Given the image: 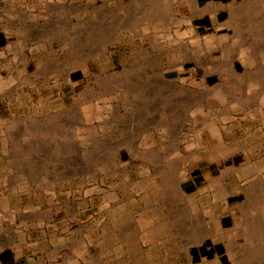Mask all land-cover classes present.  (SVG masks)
Returning a JSON list of instances; mask_svg holds the SVG:
<instances>
[{
	"label": "rangeland",
	"instance_id": "rangeland-1",
	"mask_svg": "<svg viewBox=\"0 0 264 264\" xmlns=\"http://www.w3.org/2000/svg\"><path fill=\"white\" fill-rule=\"evenodd\" d=\"M222 1L189 35L187 0H0V264H26V235L126 239L152 213L182 264H264V0Z\"/></svg>",
	"mask_w": 264,
	"mask_h": 264
},
{
	"label": "crops",
	"instance_id": "crops-1",
	"mask_svg": "<svg viewBox=\"0 0 264 264\" xmlns=\"http://www.w3.org/2000/svg\"><path fill=\"white\" fill-rule=\"evenodd\" d=\"M187 2H189L191 7V14H189L188 17H191V20L194 22L184 24V32L189 35L199 34L201 30L207 28H211L212 30H210V32H212L215 28V22L204 25L203 20L201 23H196L195 20L201 17L219 20V16L223 15L221 12L223 9L219 8L218 5H221L223 1L217 0L216 4H214V9L203 10L201 12H198L194 8V5H192L190 0H187ZM193 2H196L200 8L206 9L213 2V0H193ZM206 4L207 6H205ZM187 14L188 13L181 14V16L185 18L187 17ZM222 136L224 139V135ZM224 151L227 150L224 149ZM257 163L258 166L261 165L264 167V155L258 157ZM222 185L227 190V195L217 201V209L219 215L221 216L223 226H230L231 218L235 217L232 216L235 204H230L228 199H230L235 193L234 190H232L233 188H231L230 182L225 181L224 176ZM210 189L211 188L208 186V193H210ZM100 200H102V198L98 201ZM87 207L88 205L79 208V217L86 213V210L88 209ZM259 211L264 212V208L261 207L258 212ZM53 214L54 213H52L51 218L54 228H58L59 231H62L61 226L64 224L61 223L64 218H60L61 215L59 216L56 213L54 215ZM153 214L154 213L151 214V219L144 226L135 222L137 226H134L136 229H133L135 233L128 236L126 239L111 236L110 238H104L97 243L95 240L90 241L87 237L80 235H66L59 233L45 235L40 232L26 235L24 242L30 246L28 257H26V264H182V255L184 253H187L189 259L197 257V255L194 256V254H190L188 251L184 252L181 249V245L179 246L178 243H175L178 241L183 242V238L178 239L175 237V242L172 238H168V234L166 233L167 224L165 222L152 226L151 224L155 218L153 217ZM174 225L175 224L171 222V227ZM179 228L181 230V226ZM136 231L139 233L137 234ZM161 236L166 239L162 241ZM214 236H208L206 240L203 238L198 240V242L218 241L217 243H225L228 240V243H230L228 238L227 240H214ZM200 250L205 256L210 254L212 257H216V255H213L209 249L206 250L204 248L203 243L200 245ZM179 253H182V255ZM217 256H219V258H224V260H226L225 262H227L226 264H231L232 259H236L235 254L229 250H224L223 252L218 253ZM209 258L210 257H208V260L214 262L213 259ZM256 259H258V257H256ZM186 264L190 263L186 262ZM196 264L207 263L197 262ZM214 264L216 263L214 262Z\"/></svg>",
	"mask_w": 264,
	"mask_h": 264
},
{
	"label": "bare ground",
	"instance_id": "bare-ground-1",
	"mask_svg": "<svg viewBox=\"0 0 264 264\" xmlns=\"http://www.w3.org/2000/svg\"><path fill=\"white\" fill-rule=\"evenodd\" d=\"M195 6V5H194ZM196 7V6H195ZM210 8H211V10L213 9V7L212 6H210ZM207 10V9H206ZM235 16V15H234ZM234 16L232 17V20H233V18H234ZM239 15H237V17H238ZM241 21H242V19H240ZM239 23V22H238ZM181 35V34H180ZM173 38V36L170 34L169 35V39H170V41H171V39ZM111 39V38H110ZM110 39H108V40H110ZM121 39V37L118 35V33H116V34H114V36H113V39L112 40H114V41H119ZM107 42V41H106ZM246 44V43H245ZM107 47H108V44L107 45H104V47L102 48L103 50H106L107 49ZM103 50H102V52H103ZM248 50V49H247ZM248 52V51H247ZM250 55V54H249ZM247 56V55H246ZM251 56V55H250ZM158 57L159 56H157V59H158ZM249 57V56H248ZM81 58V57H80ZM83 58V57H82ZM84 63H86V58L84 59L83 58V60H82V62H81V64L83 65ZM68 73V72H67ZM257 77V76H256ZM255 77V78H256ZM254 78V77H253ZM178 86V85H177ZM130 91V90H129ZM219 92H221V91H219ZM134 93V92H133ZM246 99V98H245ZM127 104V103H126ZM98 116H100V115H98ZM181 123V122H180ZM217 127H213V128H211V131H213V130H215ZM220 131V130H219ZM209 137H210V135H209ZM212 138V137H211ZM228 149V148H227ZM226 149V150H227ZM233 171V170H232ZM221 191V190H220ZM219 191V192H220ZM222 192V191H221ZM150 216V215H149ZM147 217V216H146ZM154 217V216H153ZM151 218V217H150ZM260 218V217H259ZM154 220H155V218H154ZM153 220V221H154ZM261 221V220H260ZM149 222V221H148ZM152 222V221H151ZM257 222V221H256ZM163 224V223H162ZM164 226V225H163ZM163 226H160V227H163ZM165 226H166V224H165ZM256 226V225H255ZM160 227H156V228H160ZM259 227V226H258ZM167 228V227H166ZM162 229H164V228H162ZM169 229V228H168ZM165 230V229H164ZM249 232V231H248ZM250 232H252V231H250ZM153 233V232H152ZM252 234V233H251ZM258 234V233H257ZM234 240L232 239V238H230V245H232V244H234ZM190 249H191V251H192V253L193 254H196V252H195V249L193 248V247H190ZM189 249V250H190ZM259 249H255L254 250V252L252 253V255H255L256 253H257V251H258ZM207 264H209V263H207ZM221 264V263H220Z\"/></svg>",
	"mask_w": 264,
	"mask_h": 264
}]
</instances>
